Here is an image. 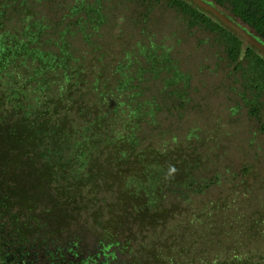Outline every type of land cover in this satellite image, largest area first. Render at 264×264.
Returning <instances> with one entry per match:
<instances>
[{
	"label": "trees",
	"instance_id": "1",
	"mask_svg": "<svg viewBox=\"0 0 264 264\" xmlns=\"http://www.w3.org/2000/svg\"><path fill=\"white\" fill-rule=\"evenodd\" d=\"M208 1L264 43V0ZM119 5L133 14L131 24H146L169 11L182 21L181 33L206 35L194 50L208 45L216 62L204 72L222 79L217 88L231 95L237 109L264 121V52L193 0H0V264H174L161 249L135 243V233L137 239L124 243L118 229L162 222L165 186L192 189L204 180L195 175L198 158L167 148L140 150L139 136L127 130H139L161 104L184 109L192 92L202 90L181 61L171 58L172 47L149 38L147 46L137 45L145 65L137 61L134 69L119 62L112 72L118 85L107 78V90L88 102L109 70L103 63V73L87 88L95 60L102 63L111 43L95 45L94 38L115 22L112 10ZM95 51H102L101 57L92 55ZM136 79L153 83L145 87L150 98L135 90ZM99 103L112 104V120L121 122L124 135L104 136L107 114ZM93 106L100 107L98 115ZM110 152L114 157L106 155L107 167L100 160ZM100 179L107 192L115 184L124 186L126 198L116 199L123 209L111 200L96 201ZM203 188L200 184L196 191ZM223 264L260 261L236 256Z\"/></svg>",
	"mask_w": 264,
	"mask_h": 264
},
{
	"label": "rangeland",
	"instance_id": "2",
	"mask_svg": "<svg viewBox=\"0 0 264 264\" xmlns=\"http://www.w3.org/2000/svg\"><path fill=\"white\" fill-rule=\"evenodd\" d=\"M123 11L120 5L117 9L114 8L113 15L118 18L107 26L104 36L97 34L98 38H94L95 45L100 43L107 46L106 40L111 43L104 47L107 55L102 63L98 64L95 60L97 69L89 77L87 88L91 87L95 78L101 76L99 73H103V63L108 65L109 70L103 73L101 79L107 84L106 79L110 78L113 87L118 84L114 81L112 72L119 62H130L134 69L138 62L145 65L144 55L137 46L140 41L147 46L146 42L150 38L157 40L160 45L172 47L171 58L181 61V69L194 76L193 85H200L202 93L192 92V100L186 103L184 109L161 104L162 110L155 116H147L139 130L127 132L139 136L140 150L151 148L157 152L167 148L174 150L176 154L181 151L194 160L198 158L195 175L197 179L199 177L204 180L193 185L192 189L184 190L170 181L172 185L165 186L159 201V207L167 213L162 222H147V225L140 226L134 224L129 229L126 226L125 230L118 229L119 236L125 243L130 237L137 239L131 236L132 233L139 235L135 243L143 242L150 250L161 249V252L170 255L174 264L233 263L236 256L240 259L248 256L255 262L259 260L260 264H264V121L260 124L249 118L247 110L237 109L235 101L229 98L231 95L224 94L223 88L220 91L217 88L222 79L211 77L209 71L204 72L206 65L214 67L216 62L213 55L215 49L207 47L208 45L194 50L197 41L204 39L206 35L198 32L188 37L185 32L181 33L185 30L182 28L183 23L173 12L156 14L152 21L138 25L130 23L131 12L127 14ZM161 24L165 28L160 29ZM143 27L145 32H142ZM101 53L102 51H95L92 55L101 57ZM157 53L159 54L158 51ZM92 61L87 62L90 64ZM137 80L135 90L150 98V91L145 87H155L153 83H139ZM202 81H205L203 86ZM103 84L87 98L88 102L92 100L93 104L99 93L107 90L108 84ZM142 99L147 98L142 96ZM157 101H161L160 95ZM99 106L107 114L103 122V130L106 131L104 136L111 137V131L117 132L116 135H124L121 122L116 121V118L112 120V104L99 103ZM99 106H93L95 115L99 114ZM106 155L109 160L114 156L112 152L102 155L100 162L107 163L109 167L111 162L106 160ZM101 180L97 181L98 185L93 191L96 201L103 205L104 200H111L114 201L113 205L119 204L123 209L125 205L116 199L126 198L124 186L115 184L109 188H113L111 192H107L101 188L107 183ZM200 184H204L203 192L196 191ZM198 219L202 224L197 222ZM120 259L123 261L127 258Z\"/></svg>",
	"mask_w": 264,
	"mask_h": 264
},
{
	"label": "water",
	"instance_id": "3",
	"mask_svg": "<svg viewBox=\"0 0 264 264\" xmlns=\"http://www.w3.org/2000/svg\"><path fill=\"white\" fill-rule=\"evenodd\" d=\"M196 4L200 7L204 8L205 10L212 12L216 16H218L221 20H223L227 25L232 27L237 33L242 35L245 40L249 43L254 44L258 47L261 51L264 52V43L261 42L254 34L250 33L246 28L240 25L238 22L234 21L230 18L227 14L221 11L215 4L211 3L208 0H193Z\"/></svg>",
	"mask_w": 264,
	"mask_h": 264
}]
</instances>
